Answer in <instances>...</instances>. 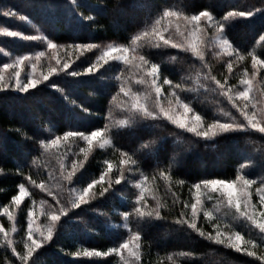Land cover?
<instances>
[{
    "label": "trees",
    "instance_id": "1",
    "mask_svg": "<svg viewBox=\"0 0 264 264\" xmlns=\"http://www.w3.org/2000/svg\"><path fill=\"white\" fill-rule=\"evenodd\" d=\"M165 7L182 9L188 14L208 10L216 19L223 20L229 12L264 9V0H77L76 5L71 0H0V12L17 13L8 18L0 17V20L8 27L13 25L21 30L36 26L40 33L56 43L99 45L112 41L132 45V37L151 27ZM89 15L94 19L88 20ZM21 17L26 19L19 20ZM224 23L225 36L235 49L255 51L264 59V44L259 41V35L264 34V17L259 13L252 18L234 16ZM30 44L34 42L9 39L1 45L24 53L31 51ZM138 49L146 59L161 65L163 79L181 85V99L207 123L221 120L226 117L225 113L232 112L231 102L205 79L207 63L190 51L170 46L156 48L147 40L139 42ZM96 56L97 50L81 55L73 61L72 69L83 66L81 72L84 73V69L93 65ZM2 58L0 55V60ZM72 69L52 75L28 93L14 88L0 90V167L5 170L0 174V206L13 205L11 198L19 194L20 183L29 189L28 199L54 202L48 195L51 191L59 199L65 197L66 200L68 187L99 180L101 174L106 176L105 161L114 166L107 175L108 181H113L109 192L102 197L96 195L89 203L71 209L67 217L62 216L52 241L38 249L29 264H125L121 253L91 257L84 253L93 249L107 252L119 247L137 231L141 233L139 259L133 264H260L254 257L215 244L187 225L177 224L176 220L181 211L190 216V208L184 209L183 203H194L192 185L201 180H232L245 176L256 181L254 187H264L260 183L264 178V134L249 130L206 139L167 120H145L139 116L125 127L120 121L132 114L127 111L124 95L117 93L120 85L127 83L126 64L119 61L103 64L79 77L68 74ZM105 126L111 129L110 133L105 132L111 144L105 148L92 147L87 159L80 151L87 145L75 138H69L66 148L59 151L44 149L41 144L66 131L87 134ZM122 152H128L137 162L133 167L137 171L134 181L140 179V173L149 177L146 183L156 190L157 200L165 205L161 209L164 219L139 220L136 216L134 204L139 192L128 180L131 173H125L126 179L120 185L114 184ZM73 161L77 163L73 182L69 184L65 179H58L71 170ZM213 164L217 167H211ZM160 172H168L171 181L162 178ZM29 175L37 183L45 181L46 190L32 186L26 179ZM179 180L185 183L181 185ZM108 181L103 186L107 187ZM98 189L100 191L101 186ZM145 199L148 208L144 211H150L155 205ZM125 212L132 213L127 221L123 216ZM234 219L231 220L238 232L260 242L261 233L250 221L243 217L235 222ZM205 221L200 213L198 227L203 231L208 228ZM0 224L6 230L12 226L3 207H0ZM20 236L21 233L15 236L17 251L23 250L18 241ZM0 264H19L11 248L2 243Z\"/></svg>",
    "mask_w": 264,
    "mask_h": 264
},
{
    "label": "snow or ice",
    "instance_id": "2",
    "mask_svg": "<svg viewBox=\"0 0 264 264\" xmlns=\"http://www.w3.org/2000/svg\"><path fill=\"white\" fill-rule=\"evenodd\" d=\"M73 5L77 4V0H71ZM261 15L264 17V9H255L249 11H240V12H229L223 20H217L213 14L208 10H201L194 14H188L182 9H176L173 7H165L160 14L155 19V22L151 27L144 29L134 37H132V45L139 47V42L147 40L151 43L153 47H172L180 48L185 52H191L195 57H197L201 62H205V51L202 50L199 46V43L207 47V43L204 40H200L198 34H204L206 32H212L214 35H209L207 37V42L212 44L213 48L218 47L221 51L227 52L229 57L235 56L237 60L244 61L246 57H251L252 66L254 69L257 66H264V59H261L255 51L250 52H241L239 49H234L232 44L225 36V23L228 19L239 16L243 18H252L255 15ZM4 15L16 16L15 11H7ZM21 19H26L21 17ZM88 20H93L94 17L88 16ZM183 21L185 25L191 26V40H187V43H177L172 39H166L164 36V31H167L168 28L164 22L172 21ZM176 31H179V23L176 25ZM6 35L10 37H20L23 39H38L34 36H25L20 31H11L5 30ZM182 36L184 33H180ZM39 39L47 40V47L53 50L64 48V47H73L77 49L92 50L97 48L96 44H74V45H57L52 40L47 39V37H39ZM259 41L264 44V34L259 35ZM132 45H110L104 50L99 57H97L95 64L84 69V73H92L97 69L98 66L107 64L109 60L122 61L125 64L131 65L134 69L141 73L140 79L136 81L137 84L146 85L148 91L141 94L140 92L131 93V89L126 90L124 84L120 85V90L117 95L123 93L124 96H130L131 103H127V111L132 115L128 118L120 121V124L127 127L130 120H133L136 116H139L145 120H167L176 127L183 129L186 132L192 133L197 137H203L206 139L215 137L223 133H238L246 132L249 130H255L260 134H264V109H261L260 115L258 118L257 112L255 111L257 104L260 101L252 103L254 99L250 97V92L252 91V81L250 79H241L240 83L243 85V90H237L233 92L232 87L228 84V78L225 77L223 82L220 79H217L215 75L212 74L210 67H207L205 73V79L210 83L220 95L226 97L230 101L233 107L240 113L242 119L237 120L235 117H231V121L222 122L220 119H214L210 123H205L201 115L196 114L195 110L190 107L188 103H185L181 99L179 92L183 91L180 84L174 83L171 79L164 78L161 81V65L159 63H152L150 60L146 59L144 55H135L129 57L128 53L130 50L135 51L136 49ZM229 49H232L229 51ZM44 52H38L35 54L33 63L31 65L32 69L35 70L36 62L40 60L41 57H44ZM30 57L27 55L18 56L15 61L12 63H4V69H13L12 74L9 75L8 79H4V75L0 73V90L6 88H15L16 90L28 93L30 89H35L38 84L43 83L44 81L49 80V77L56 74L58 68L50 67L47 74H42L40 77L34 78L33 75L26 73L25 79L22 81L21 69L24 65V62L29 60ZM138 61V63H134ZM59 64V60L57 61ZM206 63V62H205ZM71 67V62L66 61L60 65V69L67 70ZM227 68L229 73H231L233 68L232 60L227 62ZM80 71L72 70L68 74L73 77H79L84 74ZM247 73V69H245ZM258 74V73H257ZM163 85H167L169 91L163 89ZM53 87L55 84L53 83ZM240 98L241 102L236 100V97ZM153 100L154 106L149 107V99ZM115 100L116 97H113ZM120 107H124V104H121ZM87 111V109H84ZM188 113H193L194 119L188 118ZM227 115L231 116V113ZM111 132V129L108 126L105 128L90 131L89 133L80 132V131H66L63 134V137L57 135L54 138L48 139L46 141H41V144L44 149L56 148L59 151L61 141L66 142L69 138H75L86 143L87 148H81L80 151L84 153L85 159H87L88 153L91 151L94 141L98 142V147L105 148L111 144L110 139L104 138V133ZM121 159L119 161L120 167L117 168V178L114 181V184L120 185L125 178V169L124 165H129L127 171H132L133 167L136 165V160L133 159L128 152L120 153ZM107 164V172H111L113 164L110 161H105ZM82 167V164L80 165ZM63 167V165H62ZM77 169V163L75 161L71 164V170L63 173V179H65L69 184L73 182V177L75 176ZM4 168L0 167V174L4 173ZM22 174V173H21ZM159 175L167 181H171V176L168 172H160ZM27 181L34 187L39 189L46 190L45 181L41 180L37 183L30 175L26 178ZM149 179L147 175L140 173V179L137 182V187L139 188V195L136 197L134 204V212L139 220H151L155 219H164L165 217L161 214V209L165 207L164 204L159 201L156 202L155 206L150 211H144V207L147 205L145 195L147 189L145 188V182ZM105 183V174H101L99 180L93 179L87 187L82 188L79 192L75 194L70 202V207H66L65 204L61 203V200L58 196H55L54 193L48 191V195L54 196L55 204L49 206L48 208H42L41 214L46 217V233L44 230H39L33 228L32 220V211L31 209L28 212V224H27V233L26 239L23 244V251H17L14 240L10 237L9 231L0 224V243L5 247H10L13 255L18 258L19 264H29L32 260L33 255L37 252L38 249L42 248L44 244L52 241L53 236L56 232L57 225L59 224L61 217H67L71 209L79 208L81 204L89 203L90 199L93 198V195L105 196L112 187L113 181H108V186H103ZM179 184L183 185L184 180H179ZM256 181L248 179L245 176H237L235 179L226 180V179H205L201 180L198 183L192 185V188L196 190L199 194L201 189H210L213 192H219L222 197H226L228 205L232 206L235 211L250 221L261 233V240L257 242L254 239H245V237L238 231H227L222 230L221 227L213 223L212 231L205 232L198 227V220L200 219V213L197 211V204L201 203L199 195L196 197V203H183L184 209L191 210L190 216L187 215L184 211H181L179 218L176 220L177 224L187 225V227L195 232H198L200 236L205 239L212 241L218 245H224L228 248L235 249L237 252H244L246 255L254 257L256 260L260 261V264H264V253H258L257 249L264 247V210L259 211V219L257 218L256 206L252 203V192L250 191L251 186L255 184ZM261 185H264V178H261ZM100 184L101 189L98 193H91V189L94 185ZM19 194L11 198V202L17 207L20 205L23 198L28 195V189L25 187L24 183H20ZM70 192L74 189H69ZM258 192H261L259 203L261 206H264V187L258 188ZM156 199L154 196L152 197ZM212 197L209 196L208 199ZM175 202V200L173 201ZM35 205V201L32 202ZM42 205L44 202H41ZM3 207V212L7 216L9 221H14L13 215L8 211V208ZM132 213L125 212L123 214L125 221L128 220L129 216ZM205 217L211 220L213 218V213L207 211L204 213ZM11 232H16L15 223L11 228ZM141 239V233L139 231L131 233L127 240L119 245V247L111 248L107 252H100L96 250H85L86 256H106L110 253H121V250L127 249L132 256H136L139 259L138 250L140 248L139 241ZM135 242L133 247L137 251H133V247H130V243ZM243 245V246H242ZM79 255V253H75ZM187 255V254H184ZM171 259V257H169ZM34 264V262H33ZM125 264H129L128 261H125Z\"/></svg>",
    "mask_w": 264,
    "mask_h": 264
},
{
    "label": "rangeland",
    "instance_id": "3",
    "mask_svg": "<svg viewBox=\"0 0 264 264\" xmlns=\"http://www.w3.org/2000/svg\"><path fill=\"white\" fill-rule=\"evenodd\" d=\"M4 13L5 12H0V17L8 18L9 16L4 15ZM19 20H23V19L20 18ZM177 23H179V31H176ZM164 24L168 28V30L164 31V33H163L166 39H172L177 43H185V44L187 43V40H191V34H190L191 26L190 25H185V23L183 21H176L175 19H173L170 22L166 20L164 22ZM7 25L8 24H4L2 22V20H0V43L1 44L3 41L9 40V39L13 40V41L15 40V41H18L21 43L22 42H25V43L34 42V44H30L32 47L31 51L24 52V53L13 52L9 48L5 49V46H2L0 44V55L3 56V58L0 60V73H2L4 75L5 80H7L9 75L12 74L13 69H4L3 64L4 63H12L13 61L16 60V58L18 56L27 55L30 57L29 60L24 62V65L22 66V69H21L20 79L23 81L25 79L26 73L31 74V75H33L34 78H36V77H40L42 74H47L50 67L58 68L57 73L69 71L73 68V66H72L73 61H77V59L79 57H81V55L85 56L86 54H89V53L97 50L98 56H96L93 59V63H92V64H95L97 57H99L101 55V53L104 50H106V48L108 46H110V45H125V44H120V43H116V42H112V41H107V42H103V43L99 44L97 48H94L92 50L77 49V48H73V47H64V48H59V49L53 50V49H50L47 47V40L39 39V37H46V36H44L42 33H40V31L36 28V26L34 27L32 25V26H30L31 28L26 27L25 30H21V29L17 28L16 26L11 25L10 27H8ZM5 30L20 31L25 36H34V37H38V39L29 40V39H23L20 37H10V36L4 34ZM180 33H184V35L182 36ZM198 35L200 37V40H204L207 43V47L205 48L204 44L199 43V41H197L198 46L202 50L205 51V62L207 63L208 67L211 68L213 75H215L217 77V79H220L223 82L224 78L227 77L228 78V84L232 87L233 92H235L237 90H243V85H241V83H240L241 79H250L252 81V85H251L252 91L250 92L249 95H250V97L254 98L251 101L252 103H255L257 100L260 101V103L257 104V107L255 109V111L257 112L258 118H259L261 109H264V66L258 65L257 68L254 69L252 66V61L249 60L248 57H246L244 61H239L236 59L235 56L229 57L227 52L221 51L218 47L213 48L212 44L207 42V37L209 35H214V33H212V32H206L204 34H198ZM186 38H187V40H186ZM54 43H56V42H54ZM56 44L57 45H65V46L71 45V44H63V43H56ZM132 47L135 48L136 50L135 51H132V50L129 51L128 55L130 58L135 56V55H142L139 52V49L135 45H132ZM231 50L232 49H229V51H231ZM38 52H44L45 55H44V57H41L39 61L36 62V68H35V70H33L31 65L33 63L35 54ZM58 60L60 62L59 64L57 63ZM229 60H232V62H233V68H232L231 73H229L228 68H227V62ZM66 61L71 62V67L67 70L60 69V65H62ZM112 62H114V60H109L108 63H112ZM119 62H121L122 64H125L122 61H119ZM134 63H138V61H134ZM126 66L128 68L127 73H126V79H125V82H127L125 84L126 90L128 88H130L131 93L140 92L141 94L148 91V88L146 85H140V84L136 83V81L138 79H140L141 73L139 71H137L136 69H134L131 65L126 64ZM82 67L83 66H79L78 68H74L72 70H76V71L81 72ZM245 69H247V73H245ZM162 80H163V78L161 77V81ZM40 84H42V83H40ZM166 86L163 85L164 90H165L164 87H166ZM166 88H168V86ZM165 91L167 92V91H169V89L165 90ZM121 95L123 96V93H121ZM124 97L125 98H123V100L125 102L131 103L130 96H124ZM236 100L238 102H241L240 98L238 96L236 97ZM149 106L150 107L154 106L153 100L151 98L149 99ZM231 107H232L231 108L232 112H228V113H231V116L227 115L228 113L227 114L225 113L224 115L226 117L221 119L222 122H224V121L230 122L231 117H235L237 120L242 119L240 113L233 107L232 103H231ZM195 113L198 114L196 111H195ZM188 118L194 119L193 113H188ZM204 122L207 123L205 119H204ZM103 135H104V138L106 139L105 133ZM61 137H63V135H61ZM67 142H69V140ZM67 142H66V145H67ZM84 144L86 145V143H84ZM61 145L62 146L60 147V149H63L65 147L64 146L65 142L61 141ZM94 146L98 147V142L94 141L93 147ZM82 148H84V147L82 146ZM78 156H79V153L76 154L75 158H77ZM123 167L125 169V173H131V174H129V176L132 175V177H130V179L128 178V180H130V183L132 182V184L134 186L137 185L138 180L137 181L133 180V178L136 177V175L134 173H136L137 171L134 168L132 171H127L129 165H124ZM132 167H134V166H132ZM211 167L214 168V167H217V165L213 164ZM113 168H114V166H113ZM113 168H112V170H113ZM111 172H107L108 174H106V176H105V182L108 181L107 175L111 174ZM62 177H63V175H61L60 178H58V179H61V181H63ZM52 182H54V181H52ZM88 184L89 183H87L85 185H71L70 187L67 186L68 191H69V189H74V191H72V192L67 191L69 196L67 197L66 200H64L65 197L63 199L60 198L61 203L65 204L64 201H66V203L69 206L70 202H71L72 198L75 196V194L77 192H79L82 188L87 187ZM100 186H101L100 184L94 185V187L90 190L91 193H93V194L98 193L99 192L98 188ZM145 188L147 189L145 198L150 199L151 202L153 203V205H155L156 202L158 201L157 200L158 195L156 193V190L146 182H145ZM258 188H261V187H258V186L254 187V184H253L251 186L250 191L252 192V203L256 206L255 210L257 212V218L259 219L260 218L259 217V211L264 210V206H261L259 203L260 196L262 193L257 191ZM136 189H137V192L140 191L138 187ZM193 192H194L193 193L194 203H196L197 195H199L200 201H201V203L197 204V211L199 213H203V215L207 211H211L213 213V218L211 220L206 218L204 215V218L206 219L205 224L208 223L207 224L208 228L205 229L206 232H209V231H212L213 233L215 232V230L213 229V226H212L213 223L218 224L222 230H225V227L227 226V228H226L227 231H238L237 228H235V226H234L235 224L233 225V222L231 219L235 218L234 219V222H235L236 220H241L242 216H240L232 206L228 205L226 197H222L219 192H213L210 189H204V188L201 189L199 194L196 192L195 189ZM28 193L29 194L23 198V200L21 201V203L18 207L13 204L12 206H10L8 208V211L14 217V221H12V226H13V223H15V227H16L15 233H12L11 229L8 230L10 237L15 242V236L18 233H21V236L18 238V241L20 240L19 242H20L22 248H23V244H24V241L26 239V233L28 230L27 224H28V212H29V210L31 209V211H32V220H33L34 230L35 229L44 230L46 233L47 220H46V217L41 214V211H42V208H48L49 206L55 204L54 196H52V199L54 202H48V201L44 200L43 201L44 203L42 205V203H41L42 201H37L34 198L28 199V197H30L29 189H28ZM60 194H61V192H60ZM95 196L96 195H93V198ZM153 196L156 198L155 200L152 198ZM209 196H211L212 198L208 199ZM27 199H28V204L24 208L23 206H24L25 201ZM33 201H35V205H33V203H32ZM67 204L65 205L66 207H67ZM148 204H150V203L148 202ZM144 208H148V205H146ZM61 219H62V217H61ZM12 226H11V228H12ZM245 239L247 240V238H245ZM134 244H135V242L130 243V247H133ZM133 251H137V250L133 247ZM258 251H260V250L257 249V252ZM260 253H264V250H261ZM121 254L123 255L124 262L128 261L129 264H133L134 261L136 260V256L130 255V253L127 249L121 250Z\"/></svg>",
    "mask_w": 264,
    "mask_h": 264
}]
</instances>
